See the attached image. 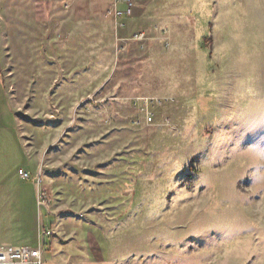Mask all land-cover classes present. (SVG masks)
<instances>
[{
	"label": "rangeland",
	"instance_id": "374dc122",
	"mask_svg": "<svg viewBox=\"0 0 264 264\" xmlns=\"http://www.w3.org/2000/svg\"><path fill=\"white\" fill-rule=\"evenodd\" d=\"M109 1L0 0V241L40 208L45 264H264V0ZM33 160L47 207L4 201Z\"/></svg>",
	"mask_w": 264,
	"mask_h": 264
},
{
	"label": "built area",
	"instance_id": "2783aa9c",
	"mask_svg": "<svg viewBox=\"0 0 264 264\" xmlns=\"http://www.w3.org/2000/svg\"><path fill=\"white\" fill-rule=\"evenodd\" d=\"M120 4H125L128 7H133L134 2L132 0H114L107 9V15H109L117 29H124L126 23L124 22V16L126 11L120 8ZM118 42H124V37H118ZM130 40L145 41L147 36L145 32H135ZM172 102L170 97H157V96H135L131 99L130 105L134 111V117L132 124L134 126L151 125L156 123L158 116V109L168 105ZM167 121V120H166ZM19 174L25 180L31 179V174L19 170ZM37 182L42 185L40 178ZM45 191L40 188L38 195V205L47 207L45 202ZM52 235V229L44 225L40 226L38 232V243L36 246L32 245H19V246H0V264H45L44 253L46 245H48L46 238Z\"/></svg>",
	"mask_w": 264,
	"mask_h": 264
},
{
	"label": "crops",
	"instance_id": "0c3cea01",
	"mask_svg": "<svg viewBox=\"0 0 264 264\" xmlns=\"http://www.w3.org/2000/svg\"><path fill=\"white\" fill-rule=\"evenodd\" d=\"M132 1L133 2L134 1L135 2H139V1H142V0H132ZM112 2H114V0H110L109 1L108 7H109V5H111ZM108 7L106 9H108ZM134 7H135V3H134L133 7H128L125 4H120V8L124 9L126 11V14L124 16V22L126 23V26H127V22H126L127 15L129 14V12H132L134 10ZM124 30H126V29L124 28ZM137 32H140V31H137ZM5 95H7V92H6L3 76L0 73V108H2V106H5V104H3V99H2V97L5 96ZM8 140L9 139H7V137L4 134H0V143H3L0 146L1 149L2 148H4V149L7 148V146L5 145V142H7ZM31 163H32V166L30 168V171L32 172V174L29 171H27V172H29L31 174V177L33 175V178L31 180H29V181H25V180H22V178L19 176V179L22 180L24 182V184H27L28 187L27 188H21V189H18V190L16 188L15 190H13V193H11V192L10 193L9 192L4 193V195H3L4 201H19L21 203H23V201H30V202H32L33 207L36 206L35 201H37V206H39L38 205V195H39L40 188H42V185H40L36 181H37V178H40V172H39V169L37 170L36 161L33 160ZM20 169H22V168H20ZM5 175H6V177L4 178V181H8L9 180L8 171H5ZM6 191H7V189H6ZM33 210H34L35 216H37L39 214L38 215V218H39L38 226L40 227V226L44 225L43 224V215H42L41 209L39 208L37 210L36 209H33ZM18 213L20 214V210L18 211ZM48 216H50V217L52 216L53 217V215L51 213H49V212H48ZM23 222L24 221L22 219L18 223L21 225V224H23ZM54 222H55V219L53 220V222H50V225H48L47 227L51 228V226L53 225ZM19 232H21V235H25V233H26V232L23 233V229L22 230L20 229ZM49 238L50 237L46 238L47 243L48 242L50 243ZM25 239H20L18 241H15L14 243H12V242L5 243V242L0 241V246H19V245H22V244L24 245V243L27 242V240H25ZM37 241H38V236H37ZM25 245H27V244H25ZM36 245H32V246H36Z\"/></svg>",
	"mask_w": 264,
	"mask_h": 264
}]
</instances>
